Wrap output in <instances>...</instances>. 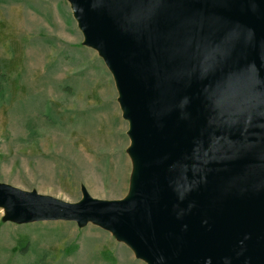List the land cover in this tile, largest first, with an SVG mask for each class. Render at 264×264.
Here are the masks:
<instances>
[{
  "label": "water",
  "instance_id": "1",
  "mask_svg": "<svg viewBox=\"0 0 264 264\" xmlns=\"http://www.w3.org/2000/svg\"><path fill=\"white\" fill-rule=\"evenodd\" d=\"M68 1L129 123V191L0 182L3 221L92 222L147 264H264V0Z\"/></svg>",
  "mask_w": 264,
  "mask_h": 264
},
{
  "label": "rangeland",
  "instance_id": "2",
  "mask_svg": "<svg viewBox=\"0 0 264 264\" xmlns=\"http://www.w3.org/2000/svg\"><path fill=\"white\" fill-rule=\"evenodd\" d=\"M68 0H0V182L70 202L129 191V123ZM0 264H147L92 222L3 221Z\"/></svg>",
  "mask_w": 264,
  "mask_h": 264
}]
</instances>
